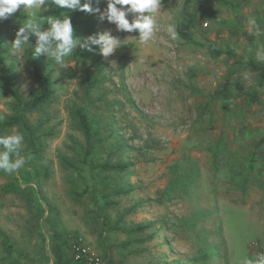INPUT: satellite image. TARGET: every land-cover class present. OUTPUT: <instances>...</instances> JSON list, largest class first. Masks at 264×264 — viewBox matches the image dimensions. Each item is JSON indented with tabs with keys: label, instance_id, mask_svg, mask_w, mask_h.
Masks as SVG:
<instances>
[{
	"label": "rangeland",
	"instance_id": "1",
	"mask_svg": "<svg viewBox=\"0 0 264 264\" xmlns=\"http://www.w3.org/2000/svg\"><path fill=\"white\" fill-rule=\"evenodd\" d=\"M225 1L228 6L217 0H161L154 39L143 45L138 31H117L98 12L99 33L109 31L122 46L107 58L99 52L104 82L92 94L95 105L89 108L103 125L97 160L131 164L124 173L98 177L103 184L98 195L110 223L97 216L90 193L81 195L92 180L79 163L77 143L84 145L86 139L70 109L87 100L81 67L67 62L55 73L53 101L29 114L30 124L42 123L40 133H46L37 157H28L25 140L19 149L26 161L20 169L30 175V181L20 184L29 186V192L8 189L18 172L0 177V229L17 252L15 261H3L0 243V264H58L54 243L62 245L64 264H70L66 237L71 234L82 236L104 264H243L264 251V146L250 174L253 183L245 190L231 173L239 167V156H248L264 136V85L247 68L249 59L264 66V0ZM192 17L201 23L193 42L171 39L168 28L177 32L178 25ZM27 18L23 6L11 16L7 47ZM127 18L131 22L132 15ZM32 42L33 36L29 45ZM208 43L216 44L222 55L214 56ZM7 62L16 65L17 87L30 99L38 86L25 53L17 58L10 52ZM65 70L78 76L60 81ZM225 83L232 85V99L214 98ZM255 91L258 101L251 103L243 93ZM10 101L0 93L2 114L9 113ZM217 145L224 151L215 164ZM71 165L82 170V176ZM193 167L197 178L188 192H169L171 184L187 181ZM121 188L129 194L116 196ZM144 224L152 225L145 233H126ZM206 253L211 257L204 262Z\"/></svg>",
	"mask_w": 264,
	"mask_h": 264
},
{
	"label": "trees",
	"instance_id": "2",
	"mask_svg": "<svg viewBox=\"0 0 264 264\" xmlns=\"http://www.w3.org/2000/svg\"><path fill=\"white\" fill-rule=\"evenodd\" d=\"M205 3L209 2V0H203ZM219 4L224 6H228L229 2L225 0H217ZM86 0L81 2V4L85 3ZM93 8H99L103 11L106 7V0H99V3L96 0L92 2ZM19 10V9H18ZM17 10V11H18ZM23 17L26 16V12H22ZM41 19H45L47 16H59L63 18V16L67 15L70 17L74 35L84 38L89 35L98 34L100 31V22L98 18V12L86 13L78 10H70L67 8H57L53 5L52 8L48 9L46 12L39 14ZM12 16V15H11ZM11 16L7 19L0 20V93L5 97L9 98L11 101L9 103V113L4 115L0 111V116H3V119L0 120V136L11 132L14 129H19L20 133L23 134L24 140L28 145V149L30 151L29 158L37 157L43 152V145L41 143V139L46 137V133H40L43 124L40 123L38 125H32L29 122V114L42 109L48 103L52 102L54 96L56 94V83L55 73L60 65L56 64L51 58L46 57L44 54L33 55L34 47L36 44V37L33 36V42L28 46L25 52V57L27 59L28 68L31 71L33 79L38 86L37 92L32 95L30 99H24L20 90L17 87V83L20 80V76L18 74V70L16 65L11 62H7V56L9 55L10 47L6 45L5 31L8 28L11 22ZM28 19V18H27ZM44 28L47 27V24L44 23ZM201 26V23L196 18L192 17L189 20L182 22L177 27L178 35L188 43L193 42L194 31ZM94 51H87L85 49L77 48L73 55L69 58H66V62H73L77 67H81V79H82V88L84 97L87 102L83 106H74L70 109V117L78 127V130L83 134L86 139L84 145L77 143L79 146L78 150L81 153V160L79 163L83 164L88 168V175L92 180V185H88L85 187V190L81 193L82 196L91 194L95 205H97V216L103 221L105 225L110 223V220L106 218L104 207H102V199L99 198V191L102 182L98 181V177L103 173H124L130 167V163L125 162H116L112 163L107 160L104 163H99L97 160V155L99 153V147L103 144V125L102 120L97 118L93 114L89 112V108L95 105L94 100L91 98L92 94L96 89H98L104 82V77L102 76V71L104 70V65L101 63V56L99 55L98 46H93ZM206 48L210 50V52L216 56L220 57L222 53L218 51L216 44L208 43ZM247 68L250 69L253 73H256L259 78V85L262 87L264 85V66L258 64L255 60L249 59L247 61ZM66 76H61L60 81L65 79H75L78 74L76 71H66ZM232 85L231 84H221L214 94V98H219L222 100L232 99ZM238 91H240L238 89ZM245 94L249 102L254 103L258 101V95L255 91L254 93L245 92ZM49 136L51 134H48ZM220 144H224L221 142ZM264 146V136L260 139V141L256 145V149L253 152H250L248 156L240 155L239 156V167L232 168L231 173L233 174L232 180L240 179L243 183V190H245V186L248 183H253L249 178L250 174L256 170V165L258 161L257 151L260 150ZM0 149L3 151V147L0 146ZM226 149V148H224ZM224 150L217 145V148L214 150V160L215 164L218 161V156ZM30 159V160H31ZM246 165V166H245ZM72 170L76 172V175L82 176V170H74L76 167L71 165ZM195 167L192 168V171L189 172L186 177V182L178 181L175 183L176 187L171 184L168 188L169 192H175L174 190L179 191V194H183L188 192L191 188V184L196 181L197 171L194 170ZM18 175L14 176V181L8 188L10 191H18V192H29L30 187L22 188L20 182L30 181L29 176L23 174L22 170L19 169ZM6 172L0 170V177L5 175ZM246 174V175H245ZM85 180V179H84ZM88 181V180H85ZM172 190V191H171ZM130 192L129 189H118L116 190V196L128 195ZM106 205H114L113 202H105ZM116 205V204H115ZM137 207L134 206L130 210H128V214L135 211ZM152 225L144 224L137 225L135 227L130 228L126 231L129 236L140 235L145 233ZM76 235V234H75ZM79 236V235H77ZM67 240V237H66ZM0 243L2 251L5 253L6 257L3 258L5 260H13L16 259V248L14 244L11 242L9 236L5 234L2 229H0ZM68 244V240L66 241ZM132 244V242H126L125 246ZM53 255L58 264L65 263V254L63 252V247L60 243H54L52 249ZM210 254H204L202 258L204 262L210 259ZM1 261V260H0Z\"/></svg>",
	"mask_w": 264,
	"mask_h": 264
},
{
	"label": "clouds",
	"instance_id": "3",
	"mask_svg": "<svg viewBox=\"0 0 264 264\" xmlns=\"http://www.w3.org/2000/svg\"><path fill=\"white\" fill-rule=\"evenodd\" d=\"M93 0H0V20L13 15L21 6L27 10L28 19L15 33V39L10 44L11 54L17 58L23 57L29 38L36 37L33 55L44 54L56 64L64 67L70 63L66 58L73 55L77 48L94 51L98 46L103 57L111 56L122 46L119 38L109 31L81 38L74 35L69 16H47L41 19V12L53 7L78 10L86 13L99 12L101 20L115 24L117 31H138V42L143 45L154 39L155 15L160 11L161 0H106L107 7L101 11L92 7ZM99 3V0H96ZM132 15L131 22L127 18ZM44 23L47 27L44 28ZM254 23V21H250ZM171 39L178 40L179 35L173 27L168 28ZM3 116H0V120ZM24 141L22 133L13 130L10 134L0 136V170L13 174L25 165V158L20 156L19 149ZM15 157V158H13ZM243 264H264V251L254 258L245 259Z\"/></svg>",
	"mask_w": 264,
	"mask_h": 264
},
{
	"label": "built area",
	"instance_id": "4",
	"mask_svg": "<svg viewBox=\"0 0 264 264\" xmlns=\"http://www.w3.org/2000/svg\"><path fill=\"white\" fill-rule=\"evenodd\" d=\"M70 250V264H104V260L82 236H67Z\"/></svg>",
	"mask_w": 264,
	"mask_h": 264
},
{
	"label": "crops",
	"instance_id": "5",
	"mask_svg": "<svg viewBox=\"0 0 264 264\" xmlns=\"http://www.w3.org/2000/svg\"><path fill=\"white\" fill-rule=\"evenodd\" d=\"M69 252H70V250H69ZM69 262H70V259H69Z\"/></svg>",
	"mask_w": 264,
	"mask_h": 264
}]
</instances>
